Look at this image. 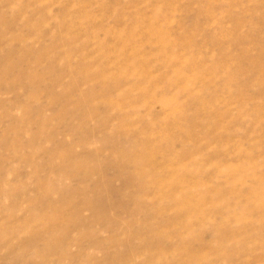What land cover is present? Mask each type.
I'll return each instance as SVG.
<instances>
[{"label":"rangeland","instance_id":"374dc122","mask_svg":"<svg viewBox=\"0 0 264 264\" xmlns=\"http://www.w3.org/2000/svg\"><path fill=\"white\" fill-rule=\"evenodd\" d=\"M0 79V264H264V0H0Z\"/></svg>","mask_w":264,"mask_h":264},{"label":"bare ground","instance_id":"6f19581e","mask_svg":"<svg viewBox=\"0 0 264 264\" xmlns=\"http://www.w3.org/2000/svg\"><path fill=\"white\" fill-rule=\"evenodd\" d=\"M21 59V58H20ZM83 67H84V65H83ZM78 68H81V66L80 67H78ZM83 69V68H82ZM30 75V74H29ZM32 76H33V74H32ZM33 78V77H32ZM0 81H2V79H0ZM102 84V83H101ZM161 253V255L160 256H162V254H164L162 251L160 252Z\"/></svg>","mask_w":264,"mask_h":264}]
</instances>
